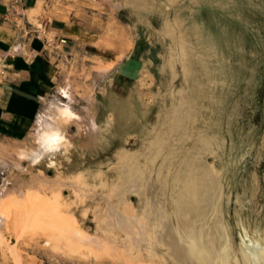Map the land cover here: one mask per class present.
Segmentation results:
<instances>
[{
    "label": "rangeland",
    "instance_id": "1",
    "mask_svg": "<svg viewBox=\"0 0 264 264\" xmlns=\"http://www.w3.org/2000/svg\"><path fill=\"white\" fill-rule=\"evenodd\" d=\"M73 3L75 9L68 7ZM53 13L70 14L82 33L63 50L57 88L28 136L0 138V174H6L0 186L6 182L5 195L20 196L6 201L10 208L3 205L0 214V264H18V250L35 264H180L174 256L137 255L146 252L148 239L169 242L150 231L133 185L122 181L129 176L117 153L121 143L131 155L139 151L135 169L142 172L145 155L158 146L157 112L179 106L187 95L186 74L172 61L175 42L167 34L179 22L211 73L199 126L216 137L205 159L226 170V220L236 248L245 237L238 220L264 230V0H58ZM138 51L145 57L135 56ZM127 76L132 80L122 82ZM51 132L65 139L48 151L42 137ZM41 172L56 184L38 179ZM72 216L88 242L71 233Z\"/></svg>",
    "mask_w": 264,
    "mask_h": 264
},
{
    "label": "bare ground",
    "instance_id": "2",
    "mask_svg": "<svg viewBox=\"0 0 264 264\" xmlns=\"http://www.w3.org/2000/svg\"><path fill=\"white\" fill-rule=\"evenodd\" d=\"M179 23L178 30L174 31L172 27L167 34L173 42L172 45L175 42V47H172L175 48L174 52L177 57L175 59L178 60L172 59V57L171 59L181 62L186 74L184 84L187 85V95L184 99L181 98L179 106H175L171 110L163 108L157 112L154 143L158 146L152 153L145 155V168L142 172L135 169L138 164L139 151L131 155L123 143L119 144L117 149L121 161L125 163L122 174L125 172L126 176H129L122 181H129V184L133 185L131 189L138 196L140 209H143H141L142 212L147 211L150 216V224H147L150 226V231L154 234L160 232L161 237L166 235L165 239L169 242V246L165 247L159 240L154 242L148 239L146 252L138 251L137 255L140 258L150 259L160 254L169 261V257L174 256L175 261L180 264H264V230H261L259 226L247 227L242 220H238V224L245 231V237H242L238 248L235 246L229 222L226 220L225 199L230 200V195L226 194L223 182L226 170L206 162V155L213 154L216 137L208 133L209 128L205 130L199 126L205 107L204 100L210 98L205 80L212 84L211 73L204 55L191 45L186 29ZM197 33L198 41H200L199 30ZM134 64L137 68V62ZM130 71L131 68L129 73ZM166 96L161 99H166ZM173 97L175 98V96ZM175 103L173 101L174 105ZM144 130L146 129L144 128ZM63 139L65 137L58 132L46 133L42 137V145L48 151H53L59 148V142ZM137 173H139V177H137L138 175L135 177ZM78 176L80 177V173L75 174V177ZM37 178L44 181L49 187L56 182L55 178H49L42 172ZM72 187L74 188V186ZM6 189L5 182L0 186V195H5ZM16 193H8L4 199L0 196V214L6 213L2 210L6 201L12 202L20 197ZM238 201L241 204L243 202L241 197H238ZM33 203V206L37 204ZM4 206L6 207V205ZM48 210L49 213L50 210L52 211V209ZM127 211L129 210L127 209ZM139 214L141 213H136L138 216ZM57 222L58 220L55 223ZM77 223L75 216L69 219V225L74 227L73 230L69 228L71 233L80 241L88 242V235L77 226ZM60 234L62 233L60 232ZM74 235L71 236L75 238ZM56 237L60 238L57 235ZM65 248L67 249V247ZM16 262L18 264H35L29 254L19 250L16 252Z\"/></svg>",
    "mask_w": 264,
    "mask_h": 264
},
{
    "label": "crops",
    "instance_id": "3",
    "mask_svg": "<svg viewBox=\"0 0 264 264\" xmlns=\"http://www.w3.org/2000/svg\"><path fill=\"white\" fill-rule=\"evenodd\" d=\"M57 1L0 0V138L4 140L27 137L39 121L57 88L65 59L63 50L82 33L81 23H76L70 14L54 17ZM71 5L75 9L76 4L68 7ZM32 10L42 11L41 15L31 19ZM135 56L145 57L139 51ZM148 57L153 61L148 66L153 71L154 60ZM125 78L122 82L132 80ZM5 177L2 172L0 185ZM3 223L0 219V228Z\"/></svg>",
    "mask_w": 264,
    "mask_h": 264
}]
</instances>
